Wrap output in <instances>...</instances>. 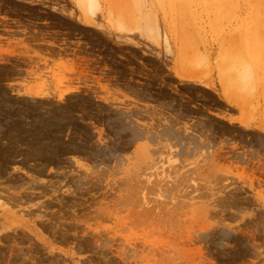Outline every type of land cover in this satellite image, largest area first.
I'll return each mask as SVG.
<instances>
[{
  "label": "rangeland",
  "instance_id": "1",
  "mask_svg": "<svg viewBox=\"0 0 264 264\" xmlns=\"http://www.w3.org/2000/svg\"><path fill=\"white\" fill-rule=\"evenodd\" d=\"M0 264H264V0H0Z\"/></svg>",
  "mask_w": 264,
  "mask_h": 264
}]
</instances>
